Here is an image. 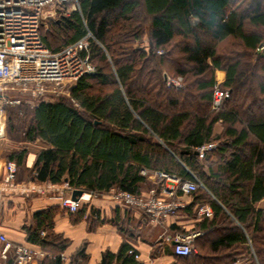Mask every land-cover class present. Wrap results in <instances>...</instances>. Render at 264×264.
Returning a JSON list of instances; mask_svg holds the SVG:
<instances>
[{
    "label": "trees",
    "instance_id": "16d2710c",
    "mask_svg": "<svg viewBox=\"0 0 264 264\" xmlns=\"http://www.w3.org/2000/svg\"><path fill=\"white\" fill-rule=\"evenodd\" d=\"M77 5L41 21L39 36L52 52L87 38L81 56L94 74L71 84L67 97L4 107V138L14 147L4 154L6 163L27 171L24 145L40 143L45 148L27 180L66 182L92 197L111 190L142 194L148 181L142 170L197 180L201 187L190 206L175 212L211 210L194 227L200 234L192 240L195 252L184 257L188 264H264V209L257 207L264 199V0ZM145 35L147 48L136 47ZM178 78L179 87L167 85ZM216 87L228 97L214 110ZM208 143L217 146L199 159L195 149ZM163 183L154 180L148 190L159 194ZM54 213H34L33 226L24 230L28 243L54 244L60 253L69 241L53 233ZM103 222L96 216L89 229ZM130 250L122 243L117 253L104 252L101 264H140ZM87 259L83 245L71 263ZM48 264H62L60 256Z\"/></svg>",
    "mask_w": 264,
    "mask_h": 264
},
{
    "label": "built area",
    "instance_id": "2783aa9c",
    "mask_svg": "<svg viewBox=\"0 0 264 264\" xmlns=\"http://www.w3.org/2000/svg\"><path fill=\"white\" fill-rule=\"evenodd\" d=\"M67 4H70L71 10L65 8ZM77 10V0H0V84H10L12 89L27 93L35 100L50 93L49 86L73 84L82 76L92 74V64L87 57L81 56L82 52L87 51V38L52 52L39 36L40 23L48 14L53 17L61 14L66 16ZM180 82V78L167 79L168 86L179 87ZM227 97L228 92L216 87L212 108L216 110ZM13 103L19 104V101ZM3 136V126L0 125V138ZM216 146V143H208L196 148L197 157L203 159ZM141 174L164 182L159 194L155 189L137 195L111 190V199L115 203L142 211L153 224L165 221L182 207L176 200L177 189L181 195L190 196L201 187L197 180L181 182L179 178L160 171L142 170ZM72 192L66 182L54 185L34 180L19 181L17 168L12 162L6 164V172L0 179L2 197H53L58 200L62 209L71 213L79 211L94 198L83 193L77 200H72ZM173 198L175 199L172 200ZM201 213L204 216L211 215L209 209H203ZM43 235L44 233H41V236ZM0 241L4 245L1 252L3 259L9 250L13 251L12 264H31L36 258L43 257V253L27 246H13L3 236H0ZM174 241L175 255L186 257L195 252L192 236L178 237ZM129 254H133V251L130 250ZM137 258L138 255H135V259Z\"/></svg>",
    "mask_w": 264,
    "mask_h": 264
},
{
    "label": "crops",
    "instance_id": "0c3cea01",
    "mask_svg": "<svg viewBox=\"0 0 264 264\" xmlns=\"http://www.w3.org/2000/svg\"><path fill=\"white\" fill-rule=\"evenodd\" d=\"M48 17L53 16L48 14ZM221 130V126L217 124L214 132L218 134ZM24 146L29 152L25 163L27 171L24 169L17 171L19 181L27 180L35 155L40 149L45 148L40 143ZM13 148L5 138H0V179L6 172L4 154L13 151ZM147 180L142 187V194L152 186L154 178L148 176ZM177 197L176 200L182 204V209L190 206L193 201L191 195L180 194ZM84 206L85 212L80 216L78 213L72 214L62 209L58 200L53 197L0 196V236L5 237L13 246L24 245L43 253V257L36 258L31 264H48L57 256H60L62 264H72V257L83 245L88 257L86 264H101L102 254L106 251L117 253L122 243L128 244L137 253L136 260L140 264H188L187 258L175 255L172 241L178 237L187 236H192L193 240L200 234L194 231V227L204 217L201 211L210 210L208 206L194 207L191 214L180 212L165 221L153 224L142 211L112 201L111 192L92 198ZM257 207L264 209V199L258 203ZM50 208L55 210L53 233L69 241V245L60 253L54 244L43 249L26 240L24 228L33 226V214ZM90 216L92 217L89 218ZM96 216L104 222L90 230L88 222L95 220ZM172 226L174 228H171ZM3 246L0 241V264H12L13 251L9 250L6 258L3 259L1 256Z\"/></svg>",
    "mask_w": 264,
    "mask_h": 264
},
{
    "label": "rangeland",
    "instance_id": "374dc122",
    "mask_svg": "<svg viewBox=\"0 0 264 264\" xmlns=\"http://www.w3.org/2000/svg\"><path fill=\"white\" fill-rule=\"evenodd\" d=\"M69 10H71V7H67ZM59 14V13H58ZM56 17L51 18H44L42 20L43 24L46 23L48 19L55 20ZM46 28V25H44ZM148 44V38L145 35L142 40L137 41L136 47L141 49H146ZM222 73L218 72L217 78L218 80H221ZM173 80V79H170ZM71 87V84H65V85H52L48 87V91L50 93L46 94L45 97H42L40 99H32L27 93L19 92L17 89H12V86L7 83L0 84V125L3 124V130H4V136L5 137V113L3 112L4 107L6 106H18L20 102L28 105V106H34L38 101L45 100V101H53L60 97H67L68 96V90ZM14 101H19V104H14ZM7 164V163H6ZM6 168V166H5ZM18 171V170H17ZM240 263H244V261H240Z\"/></svg>",
    "mask_w": 264,
    "mask_h": 264
},
{
    "label": "water",
    "instance_id": "95a60500",
    "mask_svg": "<svg viewBox=\"0 0 264 264\" xmlns=\"http://www.w3.org/2000/svg\"><path fill=\"white\" fill-rule=\"evenodd\" d=\"M92 74H94V73H92ZM82 194H83L82 191L73 190L72 195H71L72 200H77ZM172 245H176V242L172 241Z\"/></svg>",
    "mask_w": 264,
    "mask_h": 264
}]
</instances>
